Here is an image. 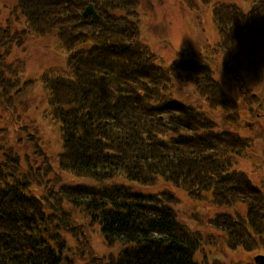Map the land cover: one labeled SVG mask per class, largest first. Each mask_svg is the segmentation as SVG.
I'll return each instance as SVG.
<instances>
[{"label": "trees", "instance_id": "trees-1", "mask_svg": "<svg viewBox=\"0 0 264 264\" xmlns=\"http://www.w3.org/2000/svg\"><path fill=\"white\" fill-rule=\"evenodd\" d=\"M95 2L104 16L93 23L81 14L84 5ZM17 7L27 28L42 34L41 21L49 25L45 32L67 52L61 75L49 70L41 76L51 121L61 133L59 168L92 178L99 186L64 184L46 155L53 173L46 189L23 173L18 155L7 154L0 162V264H73L67 256L72 251L73 256L77 251L80 257L87 255L91 264H198L194 256L200 237L178 220L174 193L143 194L101 185L117 177L144 186L163 181L193 200L210 194L218 206L245 204V218L219 215L210 225L226 235L231 250L258 248L255 237L264 244L262 193L243 173L232 171L227 158L246 147L238 136L215 132L201 112L172 98L175 72L187 70L182 78L196 85L197 77L210 82L208 69L176 63L169 72L155 65L139 42L140 18H128L136 15L135 0H19ZM252 8L239 13L214 7L223 47L235 41L227 39L230 18L241 26V39L256 20H264L262 12ZM1 51L0 107L15 117L12 101L24 86L6 90L9 77ZM32 185L44 195L30 194ZM64 202L81 210L83 223L72 225L75 220L68 217ZM94 225L106 244L134 246L104 260L84 230ZM72 238L75 249L69 245Z\"/></svg>", "mask_w": 264, "mask_h": 264}, {"label": "rangeland", "instance_id": "rangeland-1", "mask_svg": "<svg viewBox=\"0 0 264 264\" xmlns=\"http://www.w3.org/2000/svg\"><path fill=\"white\" fill-rule=\"evenodd\" d=\"M18 1L0 0V49L5 76L9 77L6 90L24 86L22 94L12 101L15 117L0 107V162H4L9 153L18 155L23 173L37 179L47 189L53 178L46 164L47 155L53 172L59 174L64 184L97 187L96 180L74 176L59 168L61 133L51 121L41 76L49 70H56L61 75L66 68L67 52L60 48L57 38L45 32L49 25L41 21L42 34L26 27L17 7ZM214 7L237 9L239 13L249 12L253 7L252 10L262 12L264 17V0H135L136 15L129 14L128 18H140L139 42L148 50L155 65L169 72H173L176 63L208 69L212 78L210 82L197 77L196 85L182 78L187 70L175 72L172 98L176 103L201 112L212 122L215 132L224 134L227 131L239 137L246 148L236 156L227 157L230 169L243 173L251 185L260 189L264 198V20H256L241 39V26L238 27L230 18L231 33L228 32L227 39L235 41L231 47H223ZM102 8L99 3L94 6L99 19L104 16ZM5 98L9 97L5 95ZM36 137L41 150L36 148ZM224 137L230 140L229 136ZM101 185L124 186L143 194H158L165 190L173 192L177 198L175 211L178 220L191 234L200 237L201 245L194 256L198 264H255L253 258L264 255V244L257 237L258 248L250 252L243 248L231 250L226 244V235L210 225V220L219 215H230L233 220L245 218V204L218 206L210 201V194L193 200L182 189L163 181L154 186H144L117 177ZM29 189L30 194L44 195L36 185ZM62 207L68 217L75 220L72 225L84 222L80 209L66 202ZM84 230L94 252L106 261L117 258L122 250L134 246L120 242L106 244L95 225ZM69 241L75 249L74 239ZM78 252L75 256L73 251L67 254L73 264H91L87 255L80 257Z\"/></svg>", "mask_w": 264, "mask_h": 264}, {"label": "water", "instance_id": "water-1", "mask_svg": "<svg viewBox=\"0 0 264 264\" xmlns=\"http://www.w3.org/2000/svg\"><path fill=\"white\" fill-rule=\"evenodd\" d=\"M81 16L83 18L91 17L90 21L94 22L95 20H99V15L96 14L94 10L93 4H88L83 10ZM255 264H264V255H258L253 258Z\"/></svg>", "mask_w": 264, "mask_h": 264}]
</instances>
